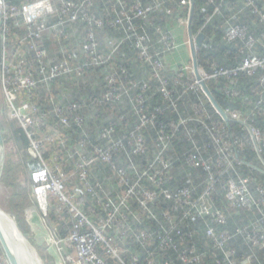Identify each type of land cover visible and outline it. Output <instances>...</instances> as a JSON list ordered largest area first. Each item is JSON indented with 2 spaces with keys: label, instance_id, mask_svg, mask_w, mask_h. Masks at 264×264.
Listing matches in <instances>:
<instances>
[{
  "label": "built area",
  "instance_id": "obj_1",
  "mask_svg": "<svg viewBox=\"0 0 264 264\" xmlns=\"http://www.w3.org/2000/svg\"><path fill=\"white\" fill-rule=\"evenodd\" d=\"M118 1L125 8V3L122 0ZM245 1L246 8H250L264 26V4L260 3L261 0ZM163 2V0H153L145 5L136 3L130 9H125L123 17L105 21L96 19L89 14L88 7L93 4V0H82L81 2L75 0H27L22 6L11 4L8 0H0V21L4 27V41H6V37L10 33L9 20L22 16L26 34L21 41L22 43L26 42L29 50H32L35 54L38 77H34L27 71V62L24 56L19 57L13 66L6 62L5 56L3 81L6 85V94L9 99L10 115L22 125L30 140L28 151L30 156L32 159L39 160L42 163V166L35 171L36 183L34 187L35 199L41 214L48 216L50 195L52 194L65 204L69 212L74 215L71 233L68 237L59 238L54 230L57 248L61 255L67 258L69 264H112L101 254V249L107 255L117 258L120 264H137L139 256L137 253L132 254L130 262H127L121 256V246L127 244V240L131 236L136 237V240L144 249L151 248L152 244L156 242L162 249L177 251L178 264H200L206 257L217 258L216 250L225 255L226 258L224 260H228L229 264H235L231 258L234 252L229 250L227 244V241H230L235 236L243 237L252 246L253 250L256 248L264 250V182L256 184L255 176H244L238 172H236L237 176L229 178L225 186L227 199L235 208H246L256 211L258 217L250 224L239 227L234 233L224 231L220 236L216 235L214 228L209 225L207 233L216 243L214 251L211 252L201 253L195 245L187 244L182 246L183 241L177 240H183L185 237L179 224L196 214L203 219L209 218L211 223L225 220V213L214 205L212 194L218 178L213 173L212 164L216 163L221 170L223 167H227V169L235 168V163H241L239 157L236 154H231L230 151V146L235 145V142L226 141L220 133L223 127L222 122L212 121V124L208 125L207 121L210 118L204 115L202 106H196L197 118L194 117L193 120L206 125L217 146L218 156L216 158H205L199 146L197 147V153L189 156L191 165L202 166L210 172L208 175L210 184L198 199L194 198V189L191 187L172 190L164 186L166 185V179L170 176L169 169L171 168V162L165 156L166 150L170 147L171 138L164 133V130L159 132V145L161 148L156 156L151 159L149 169L137 171L138 177L131 176L133 171L130 168L116 164V151L123 150L126 144L123 139H115L116 128L112 125L104 127L101 131L100 137L106 140V144L89 142L87 138L83 137L75 144L63 145L68 161H72L75 167V173L70 176L84 185V190L76 187L74 199L67 192L66 182L69 176L65 170L59 164H56L54 169L46 164L43 153L45 139L42 138L40 130L47 125L48 118L51 115L56 117L64 126H84L85 117L81 112L83 106L80 101H71L70 99H64L65 101L61 102L56 96L51 94L48 99L51 102L52 109L46 111L33 104L31 99L36 96L35 89L39 84H43L50 89L57 80L72 74L82 76L91 67L104 65L116 55L122 42L109 39V52L101 53L99 51V33L96 28L102 29L106 24L115 25L127 21L129 30L134 32L132 35H134L136 47L140 51L139 57L151 65L154 76L160 81L161 93L167 101L171 102L172 106L176 107L172 91L168 88V80L161 75V72L167 68V57L178 48L177 44L179 42L172 33L162 32L160 40L162 47L155 52L152 50V44L148 37L137 31L133 23L136 18H147L153 10L162 6ZM180 3L189 5L190 8V0H180ZM218 11L219 8L215 12ZM170 12H172L171 9L166 8V13L169 14ZM235 18L236 14H233L227 20L225 36L222 42L230 44L237 40H245V50L248 51V55L236 68H220L215 69L213 73H208L200 67L201 74L205 80H208L220 76L236 75L239 72L253 75L262 69L263 73L260 77V83L263 86L264 94V28L259 37H254L249 34L246 26L235 24ZM79 21L89 25L90 29H88V35L82 47L74 52L64 47L62 41L68 34L69 24ZM186 25L188 26V19ZM159 30L162 31L161 28ZM45 38L56 43L58 54L54 52L55 50L53 52L50 51L44 45ZM256 46L262 48L263 55L254 52ZM126 72V68L122 66L113 72L109 78L108 90L102 95V100L96 98L95 101L113 103L121 100L123 95H128L127 85L119 79L121 74ZM177 75V83L180 82L181 78L187 77L189 89L197 90L200 88L195 78L192 64L187 67L179 66ZM129 83L133 87L146 88V86L140 87L139 83ZM19 92L25 94L27 99L21 101ZM224 92L228 95H237V92L231 87H227ZM262 98L256 101V107H260L263 104ZM134 100L136 104H140V109H137V113H140L138 129H141L144 125L153 123V120L150 116L143 113L144 95L139 94ZM225 111L228 113L229 121L238 122L247 128L255 151L263 166L249 165L264 173V158L261 148V145H264V132L259 127L250 124L244 113L230 108ZM32 114H37V117L34 118ZM123 118L124 116H121V119ZM186 122L187 120H182L181 124ZM170 127L173 130L177 129L174 124H171ZM53 138L52 135L46 136V139L50 141H53ZM129 143L133 145L136 153H143L146 149L143 134L132 132L129 137ZM98 163L110 165L114 169V175L118 178L119 185L124 187V192L118 193L115 199L104 200L101 189L91 182L93 168ZM158 164L162 165L163 169H158ZM223 174L224 172L221 173V175ZM144 180L155 184L156 188H150L143 184ZM89 197L107 213L106 218L95 222L87 215L85 204ZM160 198L163 201L175 202V208L180 215L178 213L176 216L173 208L162 207L159 201ZM151 220L156 223L151 222ZM209 220L206 222L208 223ZM128 251L132 253L130 249ZM4 259L0 257V264H9L8 260ZM220 261L218 259L219 263ZM165 263L168 264V262ZM255 263L256 260L253 254L245 256L240 262V264Z\"/></svg>",
  "mask_w": 264,
  "mask_h": 264
},
{
  "label": "trees",
  "instance_id": "obj_2",
  "mask_svg": "<svg viewBox=\"0 0 264 264\" xmlns=\"http://www.w3.org/2000/svg\"><path fill=\"white\" fill-rule=\"evenodd\" d=\"M8 1L19 6L27 2V0ZM75 1L81 2L82 0ZM122 1L125 3V8L118 0H93V4L88 7L89 14L96 19L105 21L116 20L119 17H123L125 9H130L134 4L142 3L145 5L153 0ZM163 1L162 6L153 10L147 18H136L133 22L137 31L148 37L152 44V50L155 52L162 47L160 43L162 32L172 33L170 29H174L175 24L182 20H187L189 17V5L181 4L180 0ZM194 3L195 9L191 20V32L194 36L200 33L204 34L202 45L197 50L199 67L205 69L208 73H213L215 69L220 68H236L248 55V51L245 50V40H237L230 44L222 42L225 36L227 20L233 14H236L235 24L246 26L249 34L254 37L260 36L264 26L259 22L258 17L252 13L251 9L246 8L245 0H194ZM260 3L264 4V0H261ZM166 8L171 9L172 12L166 13ZM217 8H219V11L215 12ZM17 19H11L8 23L10 33L6 38V62L14 64L19 57L24 56L27 62V71L34 77H38L35 54L25 48L24 43L21 41L26 34V29L16 26ZM69 26L68 34L62 43L64 47L75 52L86 41L90 26L83 21L71 23ZM96 30L99 33V51L101 53L109 52V39L122 42L116 55L109 62L104 65L91 67L82 76L72 74L63 77L54 82L50 89L43 84H39L35 89L36 96L31 99V102L39 106L41 110L50 111L52 109L51 102L48 99V96L52 94L61 102H64V99L80 101L83 106L81 112L85 117L84 126L82 127L64 126L52 115L48 118L47 125L40 130L42 138L45 139L43 145L44 159L52 168L59 164L65 170L69 176L66 182L67 192L74 199L76 187L84 190V185L70 176L75 173V167L72 161H68L63 145L75 144L83 137L87 138L89 142L106 144V140L100 137L101 131L104 127L112 125L116 128L115 139H123L126 144L123 150L116 151V164L130 168L133 171L131 176L138 177L137 171L149 169L151 159L156 156L161 148L159 145V132L164 130V133L171 138L170 147L165 152L166 158L171 162L170 176L166 179V185L164 186L172 190L191 187L194 189V198L198 199L210 184L208 178L210 172L202 166L191 165L189 156L197 153L198 146L201 147L205 158H216L218 156L217 146L206 125L193 120L194 117L197 118L196 106H202L204 115L210 118L207 121L208 125H211L212 121L222 122L223 127L220 133L226 141L235 142V145L230 146V151L231 154H236L239 157L241 163H235V168L227 169V167H223L221 170L216 163L212 164L213 173L218 178L212 194L214 205L225 213V220L211 223L209 218L203 219L196 214L179 224L185 237L183 240H177L183 241L182 246L187 244L195 245L201 253L214 251L216 243L207 233L209 225L214 228L215 234L220 236L224 231L234 233L236 229L250 224L258 217L254 210L233 207L226 197L227 190L225 187L231 176H237L236 172L244 176H255L256 184L264 182V173L249 165L263 166L255 151L250 133L244 125L238 122H226L200 88L197 90L188 88L187 77L181 78L180 82L177 83L178 67L168 62L167 68L162 70L161 75L168 80V88L172 91L173 99L176 101V107L172 106L171 102L167 101L161 93L160 81L154 76L151 65L139 57L140 51L136 47V39L132 35L134 32L129 30L127 21L115 25L106 24L102 29L96 28ZM52 44L53 47H57L54 52L58 54L56 43L45 38L44 45L53 52ZM254 52L263 55V50L259 46L254 48ZM121 66L126 68L127 72L121 74L119 79L127 85L128 95H123L121 100L113 103L106 101L96 102V98L102 100V95L108 90L111 74ZM262 73V69L253 75L239 72L236 75L211 78L206 80V83L223 109L230 108L244 113L250 124L259 127L264 132V94L263 86L260 83ZM129 82L139 83L140 87L146 86V88L133 87L129 85ZM227 87L235 90L237 95L226 94L224 90ZM60 89L63 90V93L59 91ZM139 94L144 95L145 99L143 113L150 116L153 120V123L146 124L141 129H138L140 113H137V109H140V104H136L134 100ZM19 98L24 101L27 96L19 92ZM260 98L263 99V104L260 107H256L255 103ZM32 115L34 118L37 117V114ZM121 116H124V118L121 119ZM182 120H187V122L181 124ZM171 124H174L177 129L173 130L170 127ZM0 127L5 141H8L10 136L4 131L3 125L0 124ZM11 127L13 128V137L18 146L21 149H26L30 143L26 132L17 122L12 124ZM132 132L143 134V137H145L146 149L143 153H136L133 145L129 143V137ZM47 135H52L54 140L46 139ZM261 148L264 158V145H261ZM41 166L42 163L34 159L27 164V168L31 170H37ZM157 168L161 170L163 166L158 164ZM222 172H224L223 175H221ZM108 174L114 175V169L110 165L98 163L94 166L91 175V182L101 189L104 200L115 199L118 192H124V187L119 185L118 178L115 177L114 183L106 180ZM143 184L150 188H156L155 184L147 182V180H144ZM114 192L115 194L113 195L112 193ZM159 201L162 207L173 208L174 214L177 216L179 211L175 208V202L163 201L162 198ZM36 206L41 213L37 203ZM85 212L95 222L106 218L107 215L91 197L88 198L85 204ZM48 214L56 235L59 238L68 237L71 233L74 215L69 212L65 204L52 194L50 195ZM207 220H209L208 223L206 222ZM151 222L154 221L151 220ZM127 241V244L121 246V256L127 262L132 260L133 253H137L139 255L137 264H167L165 262L178 264V253L173 249H162L156 242L153 243L154 245L152 244L151 248L144 249L134 236H131ZM227 242L229 250L234 252L231 258L235 264H240L245 256L251 254L255 257V264H264V250L257 248L253 250L252 246L243 237L235 236ZM151 251L153 252L152 254ZM100 252L112 264H120L117 258L107 255L103 249ZM216 254L217 258L206 257L200 264H229L228 260H224L226 257L223 253L216 250ZM2 256L6 255H4L0 244V257ZM218 259L221 260L220 263Z\"/></svg>",
  "mask_w": 264,
  "mask_h": 264
},
{
  "label": "rangeland",
  "instance_id": "obj_3",
  "mask_svg": "<svg viewBox=\"0 0 264 264\" xmlns=\"http://www.w3.org/2000/svg\"><path fill=\"white\" fill-rule=\"evenodd\" d=\"M23 23V17H18L16 26L24 27ZM179 23L183 30L187 32V20H182ZM170 30L176 39L177 36L175 34L178 32L177 24H175L174 29ZM176 40L179 42V44H177L178 48L174 53L168 55L167 61L170 62V58L175 55L174 58L177 56V61H181L180 64L182 65L180 66L187 67L191 64V59L188 58V60H186L184 52L182 51V53H180L181 51L179 49L185 45L187 54V47H189L188 40L184 36L183 39H181L182 41L178 38ZM6 48L7 42L4 41V27L0 21V124L4 126V131L10 136V139L5 141V162L3 168H1L0 174V207L14 218L21 232L24 234L25 239L35 248L41 264H69L67 258L63 257L57 248L55 243L56 236L49 216L42 215L36 206L37 202L34 195L36 170L27 168L28 162L33 160L28 152L30 143L26 149H21L13 137L12 124L17 122L19 126L22 127V125L10 115L9 111V99L7 98L6 85L3 81ZM25 48L29 49L27 43L25 44ZM52 50H57L56 46L53 47V44ZM9 64L13 66L16 62L14 64ZM6 65L8 64L6 63ZM59 91L63 93L62 89ZM46 164L51 167L48 162H46ZM106 180L114 183L115 176L113 174H108ZM114 186H116V184H114ZM112 194L114 195L115 192ZM2 258L7 260L6 256H2ZM27 260L31 264L28 258Z\"/></svg>",
  "mask_w": 264,
  "mask_h": 264
},
{
  "label": "water",
  "instance_id": "obj_4",
  "mask_svg": "<svg viewBox=\"0 0 264 264\" xmlns=\"http://www.w3.org/2000/svg\"><path fill=\"white\" fill-rule=\"evenodd\" d=\"M194 9H195L194 0H190V9H189L187 30H188V35H189L190 58H191V64H192V68L194 71V75L198 81V84H199L201 90L204 92V94L206 95L208 100L211 102V104L215 108V110L220 114V116L225 121H229L228 113L225 111V109H223L219 105V103L215 99L214 95L210 91V89L206 83V80L203 78L201 71H200V67H199L198 60H197V50L202 45V42L204 39V34L200 33L197 36H194L191 32L190 27H191V20H192L193 14H194ZM0 149L2 151L1 168H3L4 162H5V139H4L3 131L1 129V127H0ZM1 210H2V208L0 207V213H1ZM15 227H16V230L19 232V234L23 238H25L24 234L21 232V230L18 227L16 222H15ZM0 244L3 248V251L7 257L9 264H22L20 261V258L18 257V254H17V251H16L14 244L11 242V240L8 238V236L5 235V233L2 231L1 227H0ZM28 244H29V242H28ZM29 245L32 247V249L37 254L35 248L31 244H29Z\"/></svg>",
  "mask_w": 264,
  "mask_h": 264
},
{
  "label": "bare ground",
  "instance_id": "obj_5",
  "mask_svg": "<svg viewBox=\"0 0 264 264\" xmlns=\"http://www.w3.org/2000/svg\"><path fill=\"white\" fill-rule=\"evenodd\" d=\"M1 156L2 151L0 149V174H1ZM2 208V207H1ZM3 210V209H2ZM0 213V227L5 235L14 244L18 257L22 264H30L27 258L30 260L31 264H41L37 254L28 244V241L23 238L19 232L16 230L14 218L5 210Z\"/></svg>",
  "mask_w": 264,
  "mask_h": 264
},
{
  "label": "crops",
  "instance_id": "obj_6",
  "mask_svg": "<svg viewBox=\"0 0 264 264\" xmlns=\"http://www.w3.org/2000/svg\"><path fill=\"white\" fill-rule=\"evenodd\" d=\"M177 26H178V32L175 34L176 36H177V38L179 39V40H181V39H183V36L185 37V38H187V40L189 39V35H188V32H185L184 30H183V28L181 27V25H180V23H177ZM185 33V34H184ZM176 38V39H177ZM182 41V40H181ZM189 46V45H188ZM181 52L180 53H182V51L184 52V56H185V58H186V60H188V58L190 59V47H187V54H186V50H185V45H183L182 46V48L181 49H179ZM188 52H189V54H188ZM175 56V55H174ZM174 56H172L171 58H170V63L172 64V65H174V66H176V67H179L180 65H182V64H180L181 63V61H177V56L174 58ZM180 58H181V56H180Z\"/></svg>",
  "mask_w": 264,
  "mask_h": 264
}]
</instances>
